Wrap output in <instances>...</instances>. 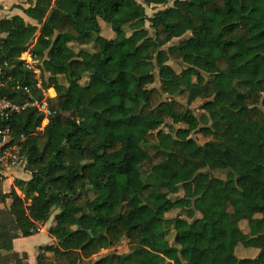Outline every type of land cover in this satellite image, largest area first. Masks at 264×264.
Returning a JSON list of instances; mask_svg holds the SVG:
<instances>
[{
  "label": "trees",
  "instance_id": "16d2710c",
  "mask_svg": "<svg viewBox=\"0 0 264 264\" xmlns=\"http://www.w3.org/2000/svg\"><path fill=\"white\" fill-rule=\"evenodd\" d=\"M170 1L147 18L136 0H35L15 6L33 24L0 20V77L41 100L28 51L55 92L43 130L35 108L12 119L30 178L22 197L0 185V264H27L13 240L49 219L36 264H264V0L144 5Z\"/></svg>",
  "mask_w": 264,
  "mask_h": 264
},
{
  "label": "built area",
  "instance_id": "2783aa9c",
  "mask_svg": "<svg viewBox=\"0 0 264 264\" xmlns=\"http://www.w3.org/2000/svg\"><path fill=\"white\" fill-rule=\"evenodd\" d=\"M20 60L27 70L34 73L35 87L41 90L43 98L37 100L30 88L23 87L20 89L18 86H9L10 80L0 77V177H3L4 173L17 170L23 171L26 166V157L22 153L24 137L21 136L17 140L12 137L13 117L26 108H35L42 115L40 130H43L48 122V117L51 115L46 104V98H49L46 93L52 88L41 89L40 72L36 66L37 62L32 58L30 52L23 53ZM35 62L36 65H34ZM16 92H21L23 95L18 103L11 98V95Z\"/></svg>",
  "mask_w": 264,
  "mask_h": 264
},
{
  "label": "crops",
  "instance_id": "0c3cea01",
  "mask_svg": "<svg viewBox=\"0 0 264 264\" xmlns=\"http://www.w3.org/2000/svg\"><path fill=\"white\" fill-rule=\"evenodd\" d=\"M20 1H27V7H28V3L31 0H0V20L4 18H10L15 15L20 16L19 14L14 13V10L17 9L15 8V6H20L19 5ZM27 7H23V8H27ZM47 96L49 98H53L55 96L54 90L49 89L47 91ZM29 178H30V174L26 170L23 171L17 170V171L4 173L3 177H0V185L3 194H9L11 190H14L18 196L22 197L20 191L15 187L14 182L15 180L28 181ZM6 185L9 186L7 189L5 188ZM10 202H11L10 199H6L4 203H1L0 210L8 208ZM49 222H46L44 224H39L37 226V232L34 235L27 238H17L13 240V252L17 253L18 255L26 254L27 264H36V256L38 254L39 247L54 244V239L47 232L50 226ZM39 234H44L45 238L44 241L42 240L41 242L37 243L36 239Z\"/></svg>",
  "mask_w": 264,
  "mask_h": 264
},
{
  "label": "rangeland",
  "instance_id": "374dc122",
  "mask_svg": "<svg viewBox=\"0 0 264 264\" xmlns=\"http://www.w3.org/2000/svg\"><path fill=\"white\" fill-rule=\"evenodd\" d=\"M31 1H35V0H31ZM136 1H137L139 4H141V5L144 6V8H145V13H146L147 18L152 17V15H153L154 13H156L157 11H159V10H162V9H164V8H167V7H171V6H172V3H173V1H170L166 6H146V5H144V0H136ZM19 5L22 6V7H27V1H20V2H19ZM14 13L19 14L21 17H23V19L25 20V22L30 23V24H33V21H31V20L28 19L25 15H23L22 12L19 11L18 9L14 10ZM100 24H101V27H102V28H101V36H103V37H105V38L114 37V33H113L112 30L110 29L109 25H107V24L104 23L103 21H100ZM145 28L148 30L149 34L152 35L153 32H152V30H151V28H150V24H149L148 22H145ZM126 33H127V35H129V34H130V31H129V30H126ZM186 37H187V36H185V38H186ZM179 41H180V39H175V40H173L169 45H173V44L176 45ZM74 49H75V50H78V47H75ZM91 50H93V49L91 48ZM34 65H36V62H35ZM172 65H173V67H174V69H175L176 71H179V70H180V67H178L177 65H175V64H172ZM143 74H144V72H139V73H137V74H135V75H136V77H138V76L143 75ZM82 83H83V84L86 83V79L83 80ZM46 94H47V93H46ZM49 95H50V94H49ZM175 100H177V101H179V102L185 104L186 101H187V100H186V95H179V96H177V97L175 98ZM201 106H202V102H201V101H195V102H193V103L190 105V109L193 111L194 115H195L197 118L202 114ZM172 127H173V129H176L177 131H178L179 128H185V127L182 126V125H174V126H172ZM162 129H163L164 131H166V132H168V131L170 130L167 126L162 127ZM177 131H176V132H177ZM175 134H176V136H177L178 138L181 137L180 134H179V132H177V133H175ZM192 138H194L199 144H203V143H205L206 141H208V140L211 139L210 137H204V136L201 135V134H193V135H192ZM245 139L249 141V139H248L246 136H245ZM251 143H254V142L252 141ZM212 175L215 176V177H218V178H224V177H225V173L222 172V171H215V172H212ZM8 187H9V186L6 185L5 188L7 189ZM190 191H191V185H189V184H185V186H184V190H180V191L177 193V195H176V196H172V198H173V199H177V198L183 197V195H189ZM179 214H180V211L177 210V209H175V210L169 212L168 214H166V218H167V219H172V218L178 216ZM49 221H51V219H49ZM49 221H48V222H49ZM49 223H50V222H49ZM44 238H45L44 234H39V235L37 236V239H36L37 243H38V242H41L42 240L44 241ZM168 238L171 240V238H172V233L169 234V237H168ZM120 246H121V247L118 248V249H120V251L125 249V246H124V245H120ZM249 252H250V251H247L246 253L248 254ZM105 254H106V252L104 253V252L101 251L100 255H97V256L92 257L91 261H93V263H95V262L99 261V260H100ZM238 255H240V254H238Z\"/></svg>",
  "mask_w": 264,
  "mask_h": 264
}]
</instances>
